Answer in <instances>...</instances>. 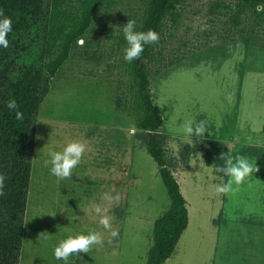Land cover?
<instances>
[{
    "label": "rangeland",
    "instance_id": "374dc122",
    "mask_svg": "<svg viewBox=\"0 0 264 264\" xmlns=\"http://www.w3.org/2000/svg\"><path fill=\"white\" fill-rule=\"evenodd\" d=\"M216 2L188 0L177 26L168 21L163 39L178 61L151 77L153 99L164 119L151 135L137 128L129 109L116 106L120 88L128 91L129 85L123 25L129 18L140 23L146 4L113 0L100 13L90 35L100 56L76 52L40 107L38 121L44 122L37 127L22 264H65L55 259L54 248L91 230L103 234V245L72 255L68 264H147L155 220L171 206L147 147L153 137L165 140L190 218L166 264H234L230 260L237 256L247 264H264V231L237 219L264 206V11L251 12L235 25ZM186 120L194 126L206 122L205 135L192 137L194 147L181 131ZM73 140L86 142L88 150L72 178L58 181L46 163L48 153L62 151ZM237 156L256 163L259 171L233 184V192L216 194L215 186L229 179L217 169ZM109 191L120 197L109 206L112 226L119 230L111 242L91 212Z\"/></svg>",
    "mask_w": 264,
    "mask_h": 264
},
{
    "label": "trees",
    "instance_id": "16d2710c",
    "mask_svg": "<svg viewBox=\"0 0 264 264\" xmlns=\"http://www.w3.org/2000/svg\"><path fill=\"white\" fill-rule=\"evenodd\" d=\"M146 4L135 31L159 33L156 44H146L141 58L125 62L128 91L120 88L116 106L135 117L137 128L158 131L163 122L151 88V77L178 60L163 39L168 21L177 26L188 0H142ZM229 13L235 25L245 16L264 9V0H216ZM113 0H0V10L11 18L13 29L7 35L9 47H0V174L5 179L0 196V264H22L25 218L37 136L40 107L52 88L54 78L76 52L96 59L101 51L93 48L90 37L101 12ZM3 17H0L2 19ZM244 34L245 28L240 29ZM84 40L78 46L77 39ZM122 43L127 47L125 37ZM15 99L24 119L15 118L7 108ZM147 147L159 166L171 197V206L154 223L153 243L147 264H166L189 225V209L181 184L169 165L164 138L147 139Z\"/></svg>",
    "mask_w": 264,
    "mask_h": 264
},
{
    "label": "clouds",
    "instance_id": "9594fccd",
    "mask_svg": "<svg viewBox=\"0 0 264 264\" xmlns=\"http://www.w3.org/2000/svg\"><path fill=\"white\" fill-rule=\"evenodd\" d=\"M260 7H257V11H261ZM0 47L7 49L9 47V41L7 39L8 33L13 29L11 18L4 15L3 10H0ZM136 21L128 19L127 23L123 25V34L127 41V47L124 49V59L127 62L138 60L141 58L144 52V46L146 44H156L159 42V33L155 30L149 29L147 31L138 32L135 31ZM78 46H83L84 40L82 38L77 39ZM226 99L229 103L232 101L231 94H228ZM7 108L10 111L15 112V118L19 121L24 119V115L19 111V105L15 99H10L7 103ZM44 122V121H38ZM47 123V122H45ZM181 131L184 133L186 144L195 146V142L192 137L197 139L201 138L206 133V122L200 121L195 123L193 120H186L181 126ZM37 139H40L37 136ZM88 150V145L84 141L73 140L63 147L62 151H51L48 153L50 159L46 161L50 167V173L57 178L58 181L71 179L74 169L81 163L85 152ZM223 158V157H221ZM200 167H203V162H200ZM259 171V167L255 163L253 165L246 157L237 156L235 162L231 157L226 160V166L218 168L217 171L224 172L229 177L226 183L215 186L216 194H228L234 191L233 184L239 186L244 183L253 171ZM6 177L0 174V196H3L5 188ZM102 203L94 204L91 207V212L98 217V223L104 230L109 233V242L112 238L119 235V230L113 228L112 217L108 215L109 206L112 204H118L120 197L112 195V192H104L100 197ZM85 215L89 214V209L86 207H80ZM44 239H48L47 233L44 235ZM104 242V236L101 232L91 230L88 234H78L75 236H69L67 239L62 240L54 248V257L57 260L65 261L68 264L69 258L72 255H80L81 253H89L94 246H101Z\"/></svg>",
    "mask_w": 264,
    "mask_h": 264
},
{
    "label": "crops",
    "instance_id": "0c3cea01",
    "mask_svg": "<svg viewBox=\"0 0 264 264\" xmlns=\"http://www.w3.org/2000/svg\"><path fill=\"white\" fill-rule=\"evenodd\" d=\"M237 219H245L247 221H250L254 223L255 226L259 227L260 229H262V231H264V206H259L257 207L254 213H250V215H247L245 217H238ZM230 262L234 264H247L249 261L245 259L242 260L241 256H237L233 260L231 259Z\"/></svg>",
    "mask_w": 264,
    "mask_h": 264
},
{
    "label": "water",
    "instance_id": "95a60500",
    "mask_svg": "<svg viewBox=\"0 0 264 264\" xmlns=\"http://www.w3.org/2000/svg\"><path fill=\"white\" fill-rule=\"evenodd\" d=\"M147 133H148L149 135H151L153 132H152V131H147Z\"/></svg>",
    "mask_w": 264,
    "mask_h": 264
},
{
    "label": "bare ground",
    "instance_id": "6f19581e",
    "mask_svg": "<svg viewBox=\"0 0 264 264\" xmlns=\"http://www.w3.org/2000/svg\"><path fill=\"white\" fill-rule=\"evenodd\" d=\"M194 262V261H193ZM200 263V262H199ZM208 264V263H207ZM210 264V263H209Z\"/></svg>",
    "mask_w": 264,
    "mask_h": 264
}]
</instances>
